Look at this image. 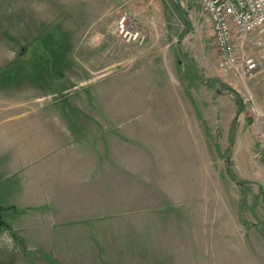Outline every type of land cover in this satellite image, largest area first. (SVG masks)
Here are the masks:
<instances>
[{
  "label": "rangeland",
  "instance_id": "1",
  "mask_svg": "<svg viewBox=\"0 0 264 264\" xmlns=\"http://www.w3.org/2000/svg\"><path fill=\"white\" fill-rule=\"evenodd\" d=\"M125 13L143 44L119 35ZM257 47L242 51L256 59ZM218 63L198 0H0V121L6 107L48 93L39 104L67 118L148 121L183 140L177 160L134 163L128 184L107 191L120 209L96 221L29 224L31 211L0 209V264H206L209 219L264 228L263 126L245 103L252 95L264 107V67L243 81ZM110 109L122 113L110 119ZM48 230L50 241L37 239Z\"/></svg>",
  "mask_w": 264,
  "mask_h": 264
},
{
  "label": "crops",
  "instance_id": "2",
  "mask_svg": "<svg viewBox=\"0 0 264 264\" xmlns=\"http://www.w3.org/2000/svg\"><path fill=\"white\" fill-rule=\"evenodd\" d=\"M250 38L263 45L255 56L264 67V31ZM46 95H35L31 106L6 107L0 121V180L2 175L9 179L0 209L31 211L29 224L44 219L50 225L96 221L120 209L122 197L107 191L125 187L138 171L136 162L151 161L152 156L177 160L178 151L182 154L183 140L168 126L153 132L155 124L148 121L121 127L100 118L70 119L61 107L39 104ZM120 113L108 112L110 119ZM153 146L160 147L159 154ZM207 226L206 264H264V228L239 218L209 219ZM38 235L50 241L52 232Z\"/></svg>",
  "mask_w": 264,
  "mask_h": 264
},
{
  "label": "built area",
  "instance_id": "3",
  "mask_svg": "<svg viewBox=\"0 0 264 264\" xmlns=\"http://www.w3.org/2000/svg\"><path fill=\"white\" fill-rule=\"evenodd\" d=\"M199 7L201 15L212 25L219 68L243 81L258 74L261 65L257 58L238 49L241 44L247 50L253 45L262 49V43L250 37L264 31V0H199ZM117 31L128 43L143 44L146 38L136 19L126 13L120 17ZM245 103L249 113L263 126L258 137L264 154V107L252 95L245 97Z\"/></svg>",
  "mask_w": 264,
  "mask_h": 264
}]
</instances>
